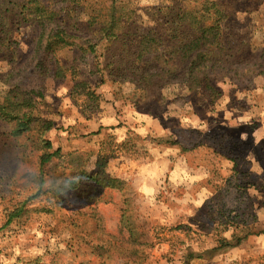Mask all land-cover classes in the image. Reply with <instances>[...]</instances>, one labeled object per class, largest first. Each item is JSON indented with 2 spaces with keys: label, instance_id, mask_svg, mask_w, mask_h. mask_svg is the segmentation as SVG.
I'll use <instances>...</instances> for the list:
<instances>
[{
  "label": "rangeland",
  "instance_id": "1",
  "mask_svg": "<svg viewBox=\"0 0 264 264\" xmlns=\"http://www.w3.org/2000/svg\"><path fill=\"white\" fill-rule=\"evenodd\" d=\"M19 1L2 0L0 12L8 27L4 33L0 28V102L14 87L44 92L38 109L55 124L45 137L54 150L61 149L64 156L90 155V173L96 164L104 166L102 172L125 181L128 189L118 193L88 181L57 203L53 192L62 189L57 177L63 173L61 166L41 171L38 153L32 155L25 138L12 137V126L0 120V264H102L78 237L94 228L118 235L126 200L141 229L154 237L145 264H183L187 251L210 250L217 224L227 216L235 219L232 231L223 234L226 239L231 240L236 227L237 233L252 236L239 247L193 264H264V0H225L233 9L224 32L226 44L260 60L248 67L243 63L241 69L233 64L217 68L212 82L221 97L213 105L177 84H140L123 63L125 50L106 44L93 55L78 48L60 54L53 64L69 66L68 78L42 83L35 71L42 57V33L22 21L15 4ZM112 1L81 0L68 7L65 21L93 20ZM161 1L131 3L154 8ZM138 19L148 21L143 14ZM6 38L7 47L2 45ZM80 81L90 84L97 100L85 96L87 87L72 96ZM97 83L103 84L94 89ZM25 154L29 157L24 159ZM248 156L260 165L252 166ZM230 159L242 164L245 174L235 173ZM174 166L185 168L184 173L178 168L181 178L172 175ZM41 174L47 180L44 191L29 200L38 191ZM198 192L201 196L196 197ZM101 197L105 200L98 201ZM24 202L25 213L8 226V215Z\"/></svg>",
  "mask_w": 264,
  "mask_h": 264
},
{
  "label": "trees",
  "instance_id": "2",
  "mask_svg": "<svg viewBox=\"0 0 264 264\" xmlns=\"http://www.w3.org/2000/svg\"><path fill=\"white\" fill-rule=\"evenodd\" d=\"M129 1L113 0L105 10L95 12L93 20L82 23L75 20L69 24L65 21V11L70 5H79L81 0L16 2L22 21L36 25L42 33L39 39L42 57L35 66L36 74L42 83L51 78H68L69 66L60 61L53 64L60 54L78 48L83 54L93 55L99 46L106 44L125 50L127 54L123 63L126 62L129 67L127 71L138 79L140 84L149 88L177 84L195 97L204 96L213 105L221 97V92L212 82L213 73L217 68H227V64H233L239 66L236 69H241L243 63L248 67L256 64L257 59L260 60V57L246 56L241 47L236 51L226 44L224 32L228 28L226 23L231 19L233 9L225 0H162L154 8H140ZM1 6H4L2 0L0 11ZM141 14L148 21L139 22L138 17H141ZM89 17L91 18L90 15ZM6 22L4 13L0 12L2 33L8 27ZM2 45L10 46L9 40L4 39ZM72 76L75 80L74 73ZM102 84L97 83L94 89ZM81 87H87L85 96L90 100L98 99L96 91L84 81L76 82L72 96ZM44 100L45 94L41 90L14 87L0 102V120L12 126V137L25 138L26 149L32 155L38 153L37 163L41 171L47 166H61L63 173L57 177L62 189L53 192L56 202L61 203L62 196L78 190L88 181L94 182L102 189L125 193L128 189L127 183L102 172L101 167L104 166L96 164L95 172L88 171L90 155L77 152L64 156L61 149L54 150L52 141L45 137L55 129V124L39 114L38 108ZM169 144L177 145L175 142ZM182 150L185 151L184 148ZM27 157L29 156L25 154L24 159ZM229 161L233 162L235 173H244L240 170L242 164L237 160ZM243 162L250 166L247 160ZM57 177L52 179L53 185ZM37 181L38 191L29 200L36 199L44 191L47 183L45 176L41 174ZM104 200L101 197L98 201ZM26 205L27 202L20 204L8 215V226L23 216ZM233 219L235 217H223L216 227L214 247L203 252L194 249L187 251L183 264H192L195 260L205 259L211 253L243 245L252 233L246 231L239 234V227H236L231 240L223 236L234 228L230 225L233 224ZM119 223L118 235L107 234L94 228L83 231V235L78 238L87 244L102 264H108V261L112 260L145 264L149 258L148 249L155 246L154 237L149 231L141 229L142 224L133 216L129 200L121 206ZM172 253L173 247L170 249V254Z\"/></svg>",
  "mask_w": 264,
  "mask_h": 264
},
{
  "label": "crops",
  "instance_id": "3",
  "mask_svg": "<svg viewBox=\"0 0 264 264\" xmlns=\"http://www.w3.org/2000/svg\"><path fill=\"white\" fill-rule=\"evenodd\" d=\"M185 157H186V156H185ZM254 157H255V156H254ZM248 158L250 159V162L252 163V166H254V167L260 165V163H261L259 160L255 159V158L252 159L250 156H248ZM249 159H248V160H249ZM172 167H173V166H172ZM199 167H200V166L197 165V166L195 167V169L198 170V172H201V171H200V170H201V167H200V168H199ZM178 168H180V169L183 171V173H184V169H185V168H184L183 166H181V167L174 166V169L171 170V171H172V175H175V176H176L175 178H177V177L181 178V177L178 175V173H179V171H180ZM175 178H174V179H175ZM201 191H202V190H201ZM194 195H195L196 197H197V196H201V192H198L197 194H194ZM205 200H207V197L205 198ZM197 201L200 202L199 200H197ZM193 263H194V262H193ZM193 263H192V264H193Z\"/></svg>",
  "mask_w": 264,
  "mask_h": 264
}]
</instances>
